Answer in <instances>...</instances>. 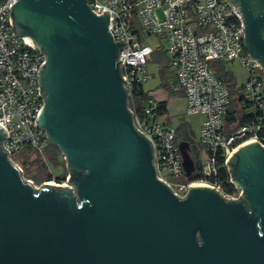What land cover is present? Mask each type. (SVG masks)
<instances>
[{"label": "water", "instance_id": "1", "mask_svg": "<svg viewBox=\"0 0 264 264\" xmlns=\"http://www.w3.org/2000/svg\"><path fill=\"white\" fill-rule=\"evenodd\" d=\"M231 1L264 67V0ZM11 13L16 34L46 53L36 123L61 149L76 193L25 180L0 126V264H264V145L248 141L226 161L238 199L208 185L180 198L156 176L152 142L134 125L118 55L127 43L114 41L109 10L17 0ZM178 145L189 177L190 143Z\"/></svg>", "mask_w": 264, "mask_h": 264}, {"label": "built area", "instance_id": "2", "mask_svg": "<svg viewBox=\"0 0 264 264\" xmlns=\"http://www.w3.org/2000/svg\"><path fill=\"white\" fill-rule=\"evenodd\" d=\"M16 2L0 0V126L9 133L1 146L9 151L10 160L23 175L22 166L14 155L28 148L34 157L44 156L52 141L36 123L44 104L39 68L46 60V53L36 48L30 37L16 34L11 19ZM87 2L97 15L104 14V9L109 10L108 29L114 41L122 38L127 43L120 47L118 55L128 101L135 88H144L150 77L149 61L156 50H162L165 64L174 76L171 89L184 95L186 114L203 115L200 143L207 162L201 165L206 179L201 182L214 187L227 199H238L243 190L232 181L226 161L237 147L248 141L257 140L264 145V67L245 47V22L239 5L231 0ZM153 34L160 41H166L167 46L159 43L152 47L147 43L145 38ZM234 63L246 71L244 82L236 78L239 109L249 117L243 122L237 114H230L231 91L225 78L218 75L220 65ZM139 105V111L130 108L133 122L152 142L156 176L169 185L173 193L184 198L190 186L199 181H190L185 175L176 128L160 120V100L147 96ZM224 167L229 182L239 190L237 194L224 192L218 182L207 180L215 179ZM25 180L33 184L32 179ZM50 182L44 181L38 187L33 185L38 189ZM61 184L57 185L63 186Z\"/></svg>", "mask_w": 264, "mask_h": 264}, {"label": "trees", "instance_id": "3", "mask_svg": "<svg viewBox=\"0 0 264 264\" xmlns=\"http://www.w3.org/2000/svg\"><path fill=\"white\" fill-rule=\"evenodd\" d=\"M153 55L155 56L154 61L160 63L165 62V55L162 52V50H156ZM162 68H164L162 69V75L165 73L167 69L170 70V67L167 64L163 65ZM218 75L225 78L231 91L232 101H231L230 114L232 116L234 115L236 116L237 114V118L240 116L239 117L240 122H243L244 119H248L249 117L247 115L242 114L241 109H239L238 88L236 86L237 84L236 77L233 74V72L226 65H220V67L218 68ZM164 85L166 86L167 84L164 83ZM146 97L147 95L143 87L140 86L135 88L128 101L129 107L137 111L141 110L139 103L143 104ZM166 112H167L166 101H160L159 113L165 114ZM176 131H177V142L185 140V141H190L191 143V138L189 135L185 133V128L183 127V125L176 128ZM61 156H63V154L59 146L51 143L50 146L47 148L44 156L37 155L33 157V159L27 158L21 162L19 161L23 169L24 177L32 179L36 184H41L44 181H52V180H57L58 182L65 181L67 176L66 170H64L63 173L57 176H55L53 171V166L55 168L61 164L63 165V162H60ZM195 164H196L195 172L191 176L187 177V179L190 181H202V180L205 181L206 179L203 177L201 173V164H199L198 162H195ZM207 180L209 182H213L214 180L215 182H218L221 185V188L224 192L237 194V192L239 191L233 186V184L229 182V174L225 167L220 169L219 175L215 177V179L212 178Z\"/></svg>", "mask_w": 264, "mask_h": 264}, {"label": "rangeland", "instance_id": "4", "mask_svg": "<svg viewBox=\"0 0 264 264\" xmlns=\"http://www.w3.org/2000/svg\"><path fill=\"white\" fill-rule=\"evenodd\" d=\"M145 41L149 43L152 47H156L161 43L163 46H167L166 41H160L159 37L157 35H149L145 38ZM150 73L153 75V77H156V79L159 77L158 74V64L155 61L150 60ZM227 67L231 70H233L236 74L237 80L239 82H244L246 79V71H242L239 66L234 63V64H229ZM153 78V80H156ZM182 94V93H181ZM179 93V95H181ZM161 121L169 122L173 127L178 128L179 126L183 125L185 128V133L190 136L191 138V154L195 160V162H198L199 164L203 165L204 163L207 162V157L205 150L200 143V129H201V123L203 120V115L201 114H193V115H188L184 111H179V112H172L171 110L167 111L165 114H161L160 116ZM34 153H31L28 148L21 149L18 151L15 155L14 158L18 161H23L24 159L30 158L33 159ZM60 162H63V165H59L54 168L53 166V171L55 176L61 174L64 172V170L67 171V176H66V181L64 183L69 184V187L75 190V185L72 182H68V177L70 175V169L67 165V162L64 160V157H60ZM25 179H29L25 177ZM33 181V180H32ZM53 182L57 184H61L63 182H57L56 180H52ZM204 183V182H203ZM33 184L38 187L40 185L36 184L33 181ZM68 186V185H67ZM76 192L74 191V194ZM240 197V195H238Z\"/></svg>", "mask_w": 264, "mask_h": 264}, {"label": "crops", "instance_id": "5", "mask_svg": "<svg viewBox=\"0 0 264 264\" xmlns=\"http://www.w3.org/2000/svg\"><path fill=\"white\" fill-rule=\"evenodd\" d=\"M154 55H152L151 60L154 61ZM156 62V61H155ZM158 64V74L159 77H153L150 73L149 79L144 84V90L147 96H152L160 101H166L167 104V111L171 110L174 112L184 111L186 110V101L183 94L180 92L172 91V84L174 83V76L171 69H167L165 73L162 75V68L165 65V62H156ZM150 67V64H149ZM239 68L243 69L239 66ZM150 69V68H149ZM155 78L156 80H153ZM164 83L167 85L165 86ZM177 93V94H176ZM179 93L181 95H179ZM191 153V148H190ZM192 155V154H191ZM193 157V156H192ZM194 159V158H193Z\"/></svg>", "mask_w": 264, "mask_h": 264}, {"label": "bare ground", "instance_id": "6", "mask_svg": "<svg viewBox=\"0 0 264 264\" xmlns=\"http://www.w3.org/2000/svg\"><path fill=\"white\" fill-rule=\"evenodd\" d=\"M52 185H56V183L55 182H53V181H51L50 182ZM61 185H68V184H66V183H64V184H61ZM193 185H208L206 182H201V181H199V182H195ZM209 186V185H208Z\"/></svg>", "mask_w": 264, "mask_h": 264}, {"label": "flooded vegetation", "instance_id": "7", "mask_svg": "<svg viewBox=\"0 0 264 264\" xmlns=\"http://www.w3.org/2000/svg\"><path fill=\"white\" fill-rule=\"evenodd\" d=\"M190 143V141H188ZM190 148H191V143H190ZM195 172V170L192 172V174Z\"/></svg>", "mask_w": 264, "mask_h": 264}]
</instances>
